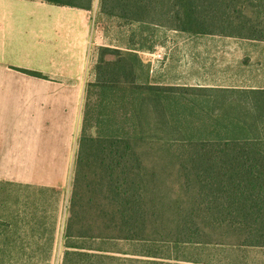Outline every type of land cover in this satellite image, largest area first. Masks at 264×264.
I'll return each instance as SVG.
<instances>
[{
	"label": "trees",
	"instance_id": "1",
	"mask_svg": "<svg viewBox=\"0 0 264 264\" xmlns=\"http://www.w3.org/2000/svg\"><path fill=\"white\" fill-rule=\"evenodd\" d=\"M45 1L85 9L92 3ZM100 7L125 23L264 40V0H100ZM102 50L95 78L84 89L62 264H245L234 252L264 248V90L148 85L137 74L136 55ZM182 90L207 91V110L198 109L207 113V126L201 138L170 141L163 153L190 193L167 220L161 210L142 204L155 173L144 170L137 149L145 137L132 135L141 128L142 103L169 126L164 114L193 102L181 98ZM154 212L162 218L151 219ZM206 228L235 241L207 239Z\"/></svg>",
	"mask_w": 264,
	"mask_h": 264
},
{
	"label": "crops",
	"instance_id": "2",
	"mask_svg": "<svg viewBox=\"0 0 264 264\" xmlns=\"http://www.w3.org/2000/svg\"><path fill=\"white\" fill-rule=\"evenodd\" d=\"M99 15L93 2L85 9L0 0V182L25 199V193L60 190L68 181L85 84L95 78L96 46L136 55L140 80L148 85L264 90V40L220 33L197 38L175 29L149 39L141 24L132 31L125 22L117 38L101 30Z\"/></svg>",
	"mask_w": 264,
	"mask_h": 264
},
{
	"label": "rangeland",
	"instance_id": "3",
	"mask_svg": "<svg viewBox=\"0 0 264 264\" xmlns=\"http://www.w3.org/2000/svg\"><path fill=\"white\" fill-rule=\"evenodd\" d=\"M92 2L97 4L101 10L100 0H92ZM245 14L251 16L256 13L247 11ZM96 19H98L101 30L117 38L121 37L128 28L124 21L116 15H108L102 12L99 17L96 16ZM131 24L133 31L137 25ZM142 27L149 39L154 36L157 37L159 32L169 29L167 26L151 23H144ZM193 35L197 38H207V34ZM103 47H94L91 54H97L99 57L104 52ZM103 57L104 59H114L111 54H104ZM135 69L138 74L139 66L136 65ZM182 92H184L182 94L184 96L181 98H186L189 101L191 99L193 102L187 106H179V110L174 113H165L169 126L160 124L162 117H158L159 113H151L152 107L148 104H140L139 106L145 110V113H143L141 128L135 130L136 134L132 135L145 137L144 143H139L137 149L141 155L144 170L147 173H155L153 181L147 184L148 193L147 197L142 200V204L161 210L164 213L163 217L167 220L176 217L174 214L176 205H186L187 195L190 193H186V188H183L176 165L168 163V159L163 153L167 150V144L170 141L176 144L177 141H182L181 139L192 134L196 135L194 140L201 138L200 136H203L202 133H204L203 128L207 126V113L198 112L200 111L198 110L199 106H204L203 111L207 110V102H205L207 91L182 90ZM239 105L243 106V103H239ZM115 106L120 105L117 103ZM80 133L81 129H79L76 137L77 145L71 173L66 185L60 190L53 189L45 193L37 191L31 195L25 193L27 197L25 199L15 192V188L11 184L0 182V259H2L3 264H62V256L65 250L64 226L73 189V172ZM147 142L152 144H146ZM19 209H21L20 214ZM156 214L158 213L154 212L153 215H150L151 219L162 218ZM147 217L149 216L147 215ZM18 219L33 220V223L30 225L13 224ZM204 230L207 232V239H217V241H224L225 243H234L235 241L233 236L221 237L208 228ZM118 247L126 249V246ZM240 250L234 252L233 256L242 257L243 260L240 262L264 264V248H244V250L240 248ZM115 256L121 259L130 257L120 254H115ZM232 261L240 263L237 262L239 260Z\"/></svg>",
	"mask_w": 264,
	"mask_h": 264
}]
</instances>
